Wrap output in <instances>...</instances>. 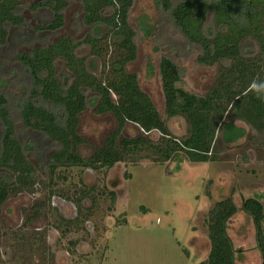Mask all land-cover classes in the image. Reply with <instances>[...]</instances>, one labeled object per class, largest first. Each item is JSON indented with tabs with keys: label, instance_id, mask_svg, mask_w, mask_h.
<instances>
[{
	"label": "trees",
	"instance_id": "obj_1",
	"mask_svg": "<svg viewBox=\"0 0 264 264\" xmlns=\"http://www.w3.org/2000/svg\"><path fill=\"white\" fill-rule=\"evenodd\" d=\"M71 1L35 0L31 9L43 23L29 31L23 1L0 0V209L13 194L35 189L42 173L52 179L60 167L100 169L126 161L136 148L149 143L142 136L119 139L127 123L137 124L144 133H160V142L153 144L159 158L176 163L181 157L216 160L219 131L226 142L244 136L237 119L264 129V0H154L156 22L143 15L136 28L130 22L135 0H80L71 26L81 29V35L57 36L65 27ZM163 23L197 52V64L218 67L215 83L204 95L180 85L187 71L171 51L175 44L160 42ZM140 33L161 54L158 73L165 115L184 117L185 137L170 133L137 74L127 69L137 57ZM82 45L90 46L91 54L103 63L101 76L78 54ZM58 63L65 68L60 73ZM153 67L149 61L151 71ZM19 72H24V92L20 100L13 98L15 113L8 89L14 85L8 84L19 82ZM88 108L95 114L111 113L116 128L92 154H83L80 147L86 140L78 125ZM20 133L26 134L24 141ZM242 209L253 218L264 264L261 196L247 198ZM237 210L231 197L216 201L209 210L210 251L202 264H235L236 250L227 229Z\"/></svg>",
	"mask_w": 264,
	"mask_h": 264
},
{
	"label": "rangeland",
	"instance_id": "obj_2",
	"mask_svg": "<svg viewBox=\"0 0 264 264\" xmlns=\"http://www.w3.org/2000/svg\"><path fill=\"white\" fill-rule=\"evenodd\" d=\"M22 1L23 15L33 31L43 23L31 9L35 0ZM80 6V0L71 1L65 27L57 36L81 35V29L71 26L72 14ZM155 10L154 0H135L131 24L136 28L143 15L156 22ZM137 38V57L127 69L137 74L170 133L185 137L188 126L184 117L165 115L158 73L161 54L151 39L142 33ZM181 39L163 23L160 42L175 44L171 51L187 71L180 85L204 95L215 83L218 67L197 64V52ZM77 52L93 73L102 75L103 63L91 54L90 46L82 45ZM149 61L154 65L152 71ZM63 69L58 63V72ZM17 75L19 82L7 87L12 90V108L13 98L20 100L24 92V72ZM79 121L78 131L86 140L80 147L83 154H92L116 128L111 113L95 114L92 108L82 112ZM235 124L245 129L244 136L226 142L219 131L216 160L197 162L181 157V163L163 161L153 146L160 142V133H144L137 124L127 123L119 139L142 136L149 143L136 148L126 161L111 168L60 167L52 179L42 173L35 189L13 194L1 206L0 264H202L210 251L208 212L216 201L227 197L238 208L227 229L236 250L235 264H261L253 218L242 205L247 198L260 195L264 207V129L239 119ZM25 136L20 133L23 141ZM30 158L38 167L32 155Z\"/></svg>",
	"mask_w": 264,
	"mask_h": 264
}]
</instances>
